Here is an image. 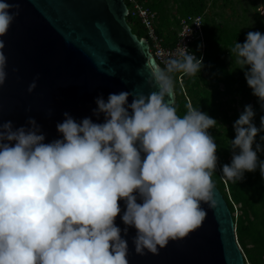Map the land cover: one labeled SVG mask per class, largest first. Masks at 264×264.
I'll return each mask as SVG.
<instances>
[{
    "label": "clouds",
    "instance_id": "1",
    "mask_svg": "<svg viewBox=\"0 0 264 264\" xmlns=\"http://www.w3.org/2000/svg\"><path fill=\"white\" fill-rule=\"evenodd\" d=\"M19 8L0 0V37ZM4 48L0 39V87L7 79ZM229 51L241 69L247 66L245 79L264 110V34L250 31ZM145 67L146 83L158 91L98 97L93 113H103V123L88 117L77 122L65 112L56 125L62 138L49 143L31 117V127L0 123V264H129L128 243L115 224L121 199L126 205L121 219L136 229L132 242L139 255L146 250L158 255L169 241L203 225L207 212L201 202L210 208L217 203L212 175L218 146L208 132L217 121L191 104L178 115L173 78L177 72L196 76L203 58L186 49L164 68ZM254 115L246 105L233 125L231 164L222 168L233 183L258 167L264 177V161L257 156L264 147L256 142L264 115L259 127Z\"/></svg>",
    "mask_w": 264,
    "mask_h": 264
},
{
    "label": "water",
    "instance_id": "2",
    "mask_svg": "<svg viewBox=\"0 0 264 264\" xmlns=\"http://www.w3.org/2000/svg\"><path fill=\"white\" fill-rule=\"evenodd\" d=\"M8 2L20 8L7 35L0 37L7 57V79L0 87V123L11 121L13 129L31 127V117L49 143L62 138L56 125L64 121L65 112L77 122L88 117L103 123V113L99 117L93 113L98 97L107 101L110 93L158 91L146 83L145 65L162 67L146 38L132 32L123 0ZM37 75V86L29 93L28 86ZM132 100L130 95L128 103ZM213 191L215 207L201 202L207 212L203 225L182 240L169 241L158 255L135 252L136 229L123 223L126 205L119 200L121 213L115 224L128 243L129 264H245L231 211L215 184Z\"/></svg>",
    "mask_w": 264,
    "mask_h": 264
},
{
    "label": "rangeland",
    "instance_id": "3",
    "mask_svg": "<svg viewBox=\"0 0 264 264\" xmlns=\"http://www.w3.org/2000/svg\"><path fill=\"white\" fill-rule=\"evenodd\" d=\"M143 5L148 6L155 14L154 26L159 30L165 38L170 35L175 28V23L178 17L187 13L202 9L205 16V31L208 34L209 45L208 52L219 61V74L214 75V72L209 70H201L197 75L201 76L204 84L201 88H212V90H224L220 94V102L225 108L229 109L231 114L232 109L243 112L246 105H251L255 108L256 115L253 117V123L260 126V117L264 115V110L258 101V97L252 94V89L248 86L245 79V69H241L235 63V56H231L229 49L233 48L236 42L243 44L246 40L248 32L259 31L264 34V14L260 11L264 10V0H139ZM147 4V5H146ZM176 29V28H175ZM235 35L238 36L236 39ZM241 39V41H240ZM243 71L244 81L241 80L239 73ZM225 81V82H224ZM175 83V82H174ZM189 89V86H187ZM185 92V91H184ZM241 94H240V93ZM186 101L189 99L185 98ZM245 102L243 107L241 103ZM260 136H264V131L258 133L256 142L261 143L264 147V141L260 140ZM264 152V151H261ZM223 152H221L222 154ZM225 158L232 160V150L228 151ZM251 172L244 173V182L242 187L244 191L250 195L249 182L253 180ZM229 195V193H228ZM235 216L242 215L238 204L234 205ZM253 206L256 210L257 218L264 214L257 201H254ZM251 216V212H249Z\"/></svg>",
    "mask_w": 264,
    "mask_h": 264
},
{
    "label": "trees",
    "instance_id": "4",
    "mask_svg": "<svg viewBox=\"0 0 264 264\" xmlns=\"http://www.w3.org/2000/svg\"><path fill=\"white\" fill-rule=\"evenodd\" d=\"M201 11L202 9L199 8L196 11L187 13H202ZM126 19L132 32L135 33L138 38H146L145 29L137 18L128 16ZM178 19L175 23L176 29L174 28V30L170 32L171 34L166 38L161 35L158 29L156 30L159 36L164 39L165 43H173L176 36ZM205 24L206 21L204 16L203 28L205 51L203 57V67L201 70L206 69L214 72V75H217L220 73L218 70L220 62L216 61V58L213 57L207 50L209 38L205 31ZM235 37L236 39L238 38L237 35H235ZM179 74H181L180 82L177 79V75ZM239 75L241 80L244 81L243 71H241ZM173 78L175 82L174 105L177 108L178 115L182 117L187 112V105L191 104L193 107L199 108L200 111L205 112L217 121L216 127L208 129L209 134L213 136L215 143L218 146L216 152L218 157L217 166L212 175V180L223 195L227 206L231 211L235 226V237L242 251L245 264H264V214L260 218H257L256 210L253 206L254 201H257L259 206L264 209V177L261 176L259 167L255 171L251 172L254 177L253 180L249 182L251 189L249 195L242 187L244 179L237 181V183H233L222 176L223 165L231 164V160L226 159L225 155L228 151L232 150L230 147L231 140L235 138L233 125L239 118L241 112L235 110L234 108V110L232 109L231 114H229V109L225 108L220 102V94H223L224 91H226V88L224 90L216 89L214 91L212 88H201V84H204L205 82L199 75L189 77L177 72L173 74ZM187 86H189V89ZM185 98L189 100L186 101ZM241 105L244 107L246 104L242 101ZM253 110L256 115L255 108H253ZM256 126L259 127L257 123ZM253 149L255 150V144H253ZM236 151L238 152L239 149ZM221 152L223 153L221 154ZM257 156L259 160L264 161V152H258ZM235 203L238 204V208L241 210L242 215L235 216L233 206ZM249 212H251V216L249 215Z\"/></svg>",
    "mask_w": 264,
    "mask_h": 264
},
{
    "label": "built area",
    "instance_id": "5",
    "mask_svg": "<svg viewBox=\"0 0 264 264\" xmlns=\"http://www.w3.org/2000/svg\"><path fill=\"white\" fill-rule=\"evenodd\" d=\"M123 1L127 7L126 17L137 18L145 29L146 40L149 43V51L160 67L164 68L169 59L178 57L186 49L198 59L204 57L205 37L203 13H187L181 15L178 19L175 39L173 43L168 44L156 32L154 26L155 14L153 10L143 5L139 0ZM197 22L200 24L197 25ZM177 79L179 82L181 81V74L177 75Z\"/></svg>",
    "mask_w": 264,
    "mask_h": 264
}]
</instances>
